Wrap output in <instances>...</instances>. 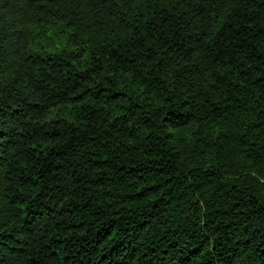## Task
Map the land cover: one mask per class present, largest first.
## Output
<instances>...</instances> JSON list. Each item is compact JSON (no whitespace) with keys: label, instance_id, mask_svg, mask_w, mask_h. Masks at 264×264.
I'll return each instance as SVG.
<instances>
[{"label":"trees","instance_id":"1","mask_svg":"<svg viewBox=\"0 0 264 264\" xmlns=\"http://www.w3.org/2000/svg\"><path fill=\"white\" fill-rule=\"evenodd\" d=\"M0 264H264V0H0Z\"/></svg>","mask_w":264,"mask_h":264}]
</instances>
